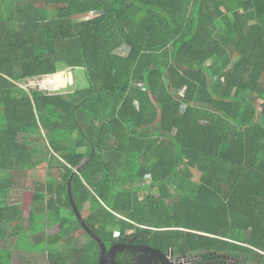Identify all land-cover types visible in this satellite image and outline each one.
Here are the masks:
<instances>
[{
	"label": "trees",
	"instance_id": "1",
	"mask_svg": "<svg viewBox=\"0 0 264 264\" xmlns=\"http://www.w3.org/2000/svg\"><path fill=\"white\" fill-rule=\"evenodd\" d=\"M77 68L86 87L28 85ZM86 160L72 193L101 237L145 225L264 264V0H0V264L25 230L65 264ZM38 164L60 177L26 214L10 198ZM39 214L56 231L31 233Z\"/></svg>",
	"mask_w": 264,
	"mask_h": 264
},
{
	"label": "flooded vegetation",
	"instance_id": "2",
	"mask_svg": "<svg viewBox=\"0 0 264 264\" xmlns=\"http://www.w3.org/2000/svg\"><path fill=\"white\" fill-rule=\"evenodd\" d=\"M89 224V223H88ZM101 238L102 243L92 237H73L65 240L66 250L60 257L65 264H256L248 252L234 248L229 251L218 249H191L189 246H171L158 243L145 225L127 232H117L114 238ZM66 241H69L66 243ZM3 248V247H2ZM15 253L12 255L14 262ZM114 259V262L110 261ZM45 264H50L46 256Z\"/></svg>",
	"mask_w": 264,
	"mask_h": 264
},
{
	"label": "rangeland",
	"instance_id": "3",
	"mask_svg": "<svg viewBox=\"0 0 264 264\" xmlns=\"http://www.w3.org/2000/svg\"><path fill=\"white\" fill-rule=\"evenodd\" d=\"M71 69H66L63 71H59V73L68 72L70 73ZM58 73V72H57ZM74 75V84H70L69 88L66 90H74L76 87H86L88 85V79L86 75V71L83 68H77L73 70ZM196 171V178L199 177V174L201 173L198 170ZM52 175L48 174V168L46 164H38L36 166V169L30 170L28 174L25 175V178L22 180V182H26L25 188H16L13 189V194L11 195V202H17L25 205V213L27 214L28 211V204L31 202L32 192L36 188L35 180H49V179H55L57 177H60V172L58 168H54L52 171ZM16 190V191H15ZM38 228L36 231H33L31 233L36 234V232H39L43 227L46 228L47 232H54L56 231V228L58 226H51L50 222H48V218H46L43 214L38 215L37 219ZM26 225L28 226V223L26 221ZM80 236L86 237L87 235L79 231ZM21 235L16 240L17 236L12 239V244H19V248H14V262L17 264H45V258L47 256V245L46 242H41L36 244L33 237L30 236L28 231H23L20 233ZM16 241V242H15ZM8 244V243H7ZM6 242L0 243V247L7 246ZM21 248V249H20ZM23 248V249H22Z\"/></svg>",
	"mask_w": 264,
	"mask_h": 264
},
{
	"label": "water",
	"instance_id": "4",
	"mask_svg": "<svg viewBox=\"0 0 264 264\" xmlns=\"http://www.w3.org/2000/svg\"><path fill=\"white\" fill-rule=\"evenodd\" d=\"M62 74H73V70L68 73V72H63ZM74 75L72 76V80L71 81H74ZM68 82H70L69 78H67L66 80V84H68ZM63 83V82H61ZM64 84V83H63ZM87 164V160L85 162H83L81 165H79L75 170L74 172L71 174V176L69 177V180H68V192H69V196H70V199H71V203H72V208L77 216V218L79 219L81 225L83 226V228L92 236L94 237L96 240L100 241L102 243V240L101 238L95 233V231L93 230V228L88 224V222H86L84 216L82 215L79 207L77 206L75 200H74V197H73V193H72V180H73V177L76 173L80 172L81 169ZM103 244V243H102ZM104 246V244H103ZM104 257L102 258V260L100 261L99 264H103L104 263ZM110 261L114 262V259L112 258V260L110 259Z\"/></svg>",
	"mask_w": 264,
	"mask_h": 264
},
{
	"label": "built area",
	"instance_id": "5",
	"mask_svg": "<svg viewBox=\"0 0 264 264\" xmlns=\"http://www.w3.org/2000/svg\"><path fill=\"white\" fill-rule=\"evenodd\" d=\"M61 73H53L41 76L36 79L29 80L28 85L33 87H39L47 91H56V90H66L69 88L70 84H74V81L68 82L67 85L62 86L63 84L60 82L59 76Z\"/></svg>",
	"mask_w": 264,
	"mask_h": 264
}]
</instances>
